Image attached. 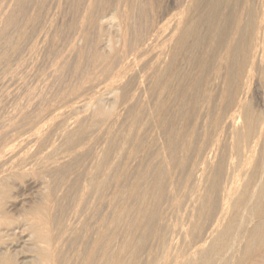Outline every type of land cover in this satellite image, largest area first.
<instances>
[{
	"label": "bare ground",
	"instance_id": "6f19581e",
	"mask_svg": "<svg viewBox=\"0 0 264 264\" xmlns=\"http://www.w3.org/2000/svg\"><path fill=\"white\" fill-rule=\"evenodd\" d=\"M42 33L54 99L1 109L0 264H264V0H0L17 64Z\"/></svg>",
	"mask_w": 264,
	"mask_h": 264
},
{
	"label": "rangeland",
	"instance_id": "374dc122",
	"mask_svg": "<svg viewBox=\"0 0 264 264\" xmlns=\"http://www.w3.org/2000/svg\"><path fill=\"white\" fill-rule=\"evenodd\" d=\"M38 35H40V34H38ZM41 35H43V33L41 34ZM44 36V35H43ZM43 36H38L40 39H43L42 41H40V39L37 37V36H34L33 37V40H31V41H33L34 42V40L35 41H38V43H40V45L38 46V48H37V50L39 49V48H41L40 46L42 45V48L43 47H45V45H46V38L47 37H45L44 36V38H43ZM42 37V38H41ZM36 38L37 39H39V40H36ZM45 39V40H44ZM44 41H46V42H44ZM63 42H64V40H62ZM66 41V40H65ZM45 43V45H43L44 43ZM59 42H61V41H59ZM59 42H55V46H56V48H59V49H64L63 48V46L61 45V44H63L64 45V47H65V43H63V42H61V43H59ZM29 43L31 44V42H26V43H24L23 45H22V48H21V50H22V52L20 53V54H22V56H20V54H19V56H17V57H22L23 58V60H21V58H18V64H17V62H16V59L17 58H15L16 56L13 54V52H11L12 51V49H10V47H8V46H6V45H4L7 49L9 48L10 50H8L10 53H12V54H10L8 51H7V49L3 46V44L2 45H0V46H2V48L0 47V55H2L1 53H3V52H5L4 50H2V49H6V51L7 52H5V54H6V58L7 59H5L6 61L8 60V62L10 61V63H8V65H6L5 63H6V61H4V59H1L0 58V102H2V103H0V111H1V109H4V110H6V112H8V113H11L12 114V111L14 110L13 109V107L15 106L16 107V105L18 104V103H20L21 105H23V103L25 104V102H24V98L26 97V95H27V93H28V91H33L34 89V91L36 92V94H35V92H34V94L36 95V96H38V92L40 91H43L42 92V94H43V96H48V98H50L51 100H53L54 99V95L56 94V91H57V89H58V85L56 84L57 82H55L56 81V79L54 78L55 77V74H54V77L52 76V74H53V71H52V68L54 69L55 68V64H50L49 63V65H48V62H50V61H52V62H55V61H53V60H49V57H51V56H49L48 54H47V56H44V54H45V52L47 53V51H44V50H46V49H40V51H34L33 53H34V55L37 57H34V55L32 56V55H30V54H33V53H31V50H29ZM42 43V44H41ZM0 44H1V42H0ZM23 47H25V49H28V50H26L25 52H24V48ZM45 48H47V47H45ZM42 50H43V52H42ZM28 51H29V53L30 54H28ZM64 52H66V49H64L63 50ZM37 52H41L42 53V55L44 56H42L41 54L39 55V53H37ZM24 53V54H23ZM27 53V54H26ZM7 54L9 55V56H11L12 57V55H14L13 56V58H15L13 61H15V62H13L11 59H10V57L8 56L7 57ZM27 55H29L28 56V58H26L27 57ZM39 57H38V56ZM46 55V54H45ZM24 56V57H23ZM4 57V58H5ZM41 57H43V59L45 60V61H43V59L41 58ZM46 57H48V58H46ZM34 58H35V60H34ZM20 59V60H19ZM29 59H30V62H28L29 61ZM40 59L42 60V61H40ZM46 59L48 60V62L46 61ZM51 59H53L52 57H51ZM24 60H26V61H24ZM20 61H23V64H21V66H22V68L23 69H21L20 67V69L21 70H19V68H18V66L20 65V63H22V62H20ZM32 61V62H31ZM35 61H36V63H35ZM40 61V62H39ZM20 62V63H19ZM25 62V63H24ZM2 63V64H1ZM13 63L15 64V65H13ZM40 63V64H39ZM42 63V64H41ZM47 65H46V64ZM4 64L6 65V66H8V67H6V66H4ZM30 64H32V65H30ZM36 66H35V65ZM28 67H27V66ZM50 65H53V66H51L50 67ZM16 66V67H15ZM38 66V67H37ZM45 66V67H44ZM49 66V67H48ZM15 67V68H14ZM8 68V69H7ZM24 68H25V70H24ZM37 68V69H36ZM51 69V71H49L50 69ZM11 69H14V70H17L16 72L14 71H11ZM28 69V70H27ZM9 70H10V72H9ZM24 71V73H27L26 75L25 74H21V73H23V71ZM29 70H31L32 71V73H31V71H29ZM42 70V71H41ZM5 71V72H4ZM25 71H29V72H25ZM47 71H49V72H47ZM7 72V73H6ZM51 72H52V74H51ZM4 73V74H3ZM10 73H12L13 75H14V73H15V75H14V77L13 76H11L10 77V75H12V74H10ZM21 75H23V76H25V77H21L20 79H18L19 78V75L20 74ZM30 73V74H29ZM39 73H40V75H39ZM49 73H50V75H49ZM37 75V76H36ZM35 77V78H33V77ZM38 76H40V78L38 77ZM46 76V77H45ZM50 76V77H49ZM49 77V78H48ZM53 77V78H52ZM2 78V79H1ZM5 78V79H4ZM11 78V79H10ZM12 78L13 79H15V80H12ZM22 78H24V80L22 79ZM51 78V79H50ZM69 78V77H68ZM10 79V80H9ZM30 79V80H29ZM33 79V80H32ZM36 79V80H35ZM39 79V80H38ZM43 80V79H47L48 81L50 80V81H52V82H47L46 80V84H45V81L43 82V84L41 83V82H39V81H41V80ZM53 79V80H52ZM54 79H55V81H54ZM3 80V81H2ZM4 80H6V81H4ZM21 80H23V83H22V81ZM26 80V81H25ZM30 81V83L28 82V81ZM32 81V82H31ZM53 81H54V83H53ZM7 82V83H6ZM15 82V83H14ZM21 84H23V85H21ZM36 82V83H35ZM7 85H6V84ZM12 83H14V84H12ZM41 85H40V84ZM53 83V84H52ZM9 84H10V87H9ZM25 84V85H24ZM48 84H49V86H48ZM52 86H51V85ZM46 86V87H43V86ZM22 88H21V87ZM27 86V87H26ZM42 86V87H41ZM51 86V87H50ZM31 87V88H30ZM33 87V88H32ZM49 87V88H48ZM7 88V89H6ZM40 90H39V89ZM54 88V89H53ZM31 89H33V90H31ZM45 89V90H44ZM13 90V91H12ZM24 90V91H23ZM38 92H37V91ZM15 91V92H14ZM11 92V93H10ZM14 92V93H13ZM39 92V93H40ZM6 93V94H5ZM7 93L9 94V95H14V96H9V95H7ZM2 95V96H1ZM39 95H41V94H39ZM51 95V96H50ZM6 96V97H5ZM3 97H5V98H3ZM9 99H8V98ZM13 97V98H12ZM18 97V98H17ZM52 97V98H51ZM12 98V99H11ZM17 98V99H16ZM20 98V100H22L23 101V103H21V101L20 100H18ZM255 100V99H254ZM19 101V102H18ZM18 102V103H17ZM255 103H256V100L254 101ZM9 103V104H8ZM3 105V107H1L2 105ZM12 104V105H11ZM4 106H5V108H4ZM14 107V108H15ZM8 109V110H7ZM3 110V111H4ZM11 111V112H10ZM5 111H4V113H2V111L0 112V122L1 123H4V126H2L1 125V130L2 129H8V124H9V122H8V116L7 115H10V114H8V113H6ZM2 113V114H1Z\"/></svg>",
	"mask_w": 264,
	"mask_h": 264
}]
</instances>
